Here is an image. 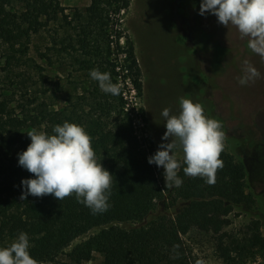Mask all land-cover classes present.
Wrapping results in <instances>:
<instances>
[{"label":"trees","instance_id":"1","mask_svg":"<svg viewBox=\"0 0 264 264\" xmlns=\"http://www.w3.org/2000/svg\"><path fill=\"white\" fill-rule=\"evenodd\" d=\"M129 3L89 0L83 9L66 11L60 0H0V248L23 232L38 263L85 264L98 252V264H202L183 239L197 230L212 234L217 257L226 264L263 257L259 219L251 218L238 234L224 229L236 207L249 210L255 203L232 153L224 148L223 168L212 185L186 176L182 158L178 177L183 183L168 188L157 179V166L148 163L156 150L149 137L137 133L130 107L131 92L139 97L142 81L133 43L122 27ZM36 35L43 40L37 56L44 66L28 55ZM93 69L110 73L120 95L104 93L90 76ZM65 121L85 129L97 162L113 175L104 213L93 214L75 195L20 200L21 181L35 178L18 163V154L31 143L27 133L52 135ZM93 229L95 234L67 252V262L57 261L60 252Z\"/></svg>","mask_w":264,"mask_h":264},{"label":"rangeland","instance_id":"2","mask_svg":"<svg viewBox=\"0 0 264 264\" xmlns=\"http://www.w3.org/2000/svg\"><path fill=\"white\" fill-rule=\"evenodd\" d=\"M60 2L69 11L71 7L83 9L89 0ZM200 3L201 0H130L122 14L123 30L133 43L141 70L142 91L139 97L131 92L130 105L136 113L137 133L149 137L157 151L161 143L170 142L162 140L166 132L163 110L168 108L170 115H178L181 97L201 104L206 117L222 122L224 148L244 168L245 191L255 199L251 209L238 206L227 215L229 222L224 229L238 234L251 218H257L264 235V59L248 48L247 38L241 39L235 26L220 25L211 14L201 16ZM42 44V38L34 36L28 55L44 66L37 56ZM123 59L124 54L119 65ZM244 61L255 67L260 77L242 86L238 78L244 75ZM44 71L61 77L57 70ZM3 79L0 71V86ZM28 85L31 91V81ZM15 98L21 97L16 94ZM175 155L182 160L179 147ZM156 176L159 182L165 181L163 167H157ZM96 232L93 229L75 239L60 252L57 261L67 262V252ZM183 239L202 264H226L217 257L211 233L193 230ZM101 260L102 256L93 252L85 264ZM236 264H264V256Z\"/></svg>","mask_w":264,"mask_h":264},{"label":"clouds","instance_id":"3","mask_svg":"<svg viewBox=\"0 0 264 264\" xmlns=\"http://www.w3.org/2000/svg\"><path fill=\"white\" fill-rule=\"evenodd\" d=\"M206 13L214 15L218 24L226 28L235 26L241 39L247 38L248 48L264 59V0H201L199 14ZM243 71L244 75L238 78L242 86L260 77L248 61H244ZM90 76L98 81L104 93L120 95V85L112 82L110 73L93 69ZM179 103L178 115H170L168 108L163 110L166 132L162 140L170 142L161 143L148 163L163 167L166 187H180L181 164L175 155L179 147L186 165L184 174L204 178L212 185L217 171L223 168L222 122L206 117L202 105L190 99L181 97ZM53 133L48 135L35 129L27 133L31 143L18 154V163L35 178L21 181L24 191L20 200H26L29 195H53L57 200L75 195L77 202L93 214L106 212L113 175L97 162L91 136L82 126L67 121L54 126ZM29 248V238L21 232L10 246L0 248V264H38Z\"/></svg>","mask_w":264,"mask_h":264}]
</instances>
